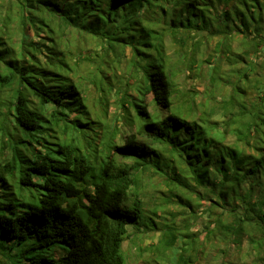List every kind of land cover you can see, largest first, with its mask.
I'll return each mask as SVG.
<instances>
[{
	"label": "trees",
	"instance_id": "16d2710c",
	"mask_svg": "<svg viewBox=\"0 0 264 264\" xmlns=\"http://www.w3.org/2000/svg\"><path fill=\"white\" fill-rule=\"evenodd\" d=\"M130 227L264 264V0H0V264H127Z\"/></svg>",
	"mask_w": 264,
	"mask_h": 264
},
{
	"label": "rangeland",
	"instance_id": "374dc122",
	"mask_svg": "<svg viewBox=\"0 0 264 264\" xmlns=\"http://www.w3.org/2000/svg\"><path fill=\"white\" fill-rule=\"evenodd\" d=\"M169 42L171 40L169 39ZM95 47V43L88 46L89 50H92ZM209 56V55H208ZM210 57V56H209ZM211 60H213L212 57H210ZM192 87V86H191ZM198 90H203L202 86L198 87ZM111 110H114V106H112ZM157 196V195H155ZM161 202L164 200L160 198ZM158 199L156 197H153L151 202L149 203V207L158 204ZM165 213L168 216L175 218V223L172 226H175L178 228V231L184 232L186 231L184 229V226L186 229H189L190 231H194L197 229H202V219L198 223L193 222H187L179 214L177 211V208L173 205L167 207V209H164ZM164 216L161 215L159 212V217ZM158 222H162L161 218L157 217ZM164 221V220H163ZM149 227H152V225L149 223ZM162 229H157L155 233L152 236H148L146 233H139V229L130 227L131 235L130 237L125 241L123 248V254L125 255L127 259V264H220L222 261V254L220 253H211L210 251L201 252L200 258H197L192 251H185V248H178V249H165L163 244L161 243V238L164 236V227H161ZM150 231V230H148ZM203 236V235H202ZM169 236H167L168 238ZM139 243H141V250L142 252H139ZM176 245L178 246V239L176 241ZM24 248H19L18 246H14L11 248L10 252L14 255V259L17 258L20 255V252ZM188 249V248H187ZM68 250V246L64 245V247L60 246L55 248L53 251L46 250L44 253L50 257H60L64 255V253ZM26 251V250H25ZM25 255H27L28 258L22 257L20 262H16L15 264H49L45 261H38L36 260L37 256H41L37 252H31L26 251Z\"/></svg>",
	"mask_w": 264,
	"mask_h": 264
}]
</instances>
